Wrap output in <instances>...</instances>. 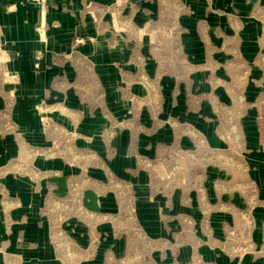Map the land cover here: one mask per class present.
Listing matches in <instances>:
<instances>
[{
    "label": "rangeland",
    "instance_id": "1",
    "mask_svg": "<svg viewBox=\"0 0 264 264\" xmlns=\"http://www.w3.org/2000/svg\"><path fill=\"white\" fill-rule=\"evenodd\" d=\"M0 264H264V0H0Z\"/></svg>",
    "mask_w": 264,
    "mask_h": 264
},
{
    "label": "crops",
    "instance_id": "2",
    "mask_svg": "<svg viewBox=\"0 0 264 264\" xmlns=\"http://www.w3.org/2000/svg\"><path fill=\"white\" fill-rule=\"evenodd\" d=\"M25 16L22 18H18L17 22H15V26L11 27L8 32L9 37H11V49L14 52L19 54L27 53L28 47L27 42L31 38V34L29 33L27 26H25Z\"/></svg>",
    "mask_w": 264,
    "mask_h": 264
}]
</instances>
